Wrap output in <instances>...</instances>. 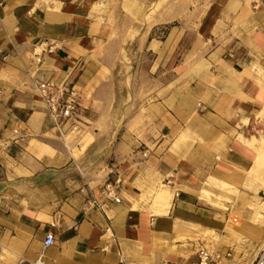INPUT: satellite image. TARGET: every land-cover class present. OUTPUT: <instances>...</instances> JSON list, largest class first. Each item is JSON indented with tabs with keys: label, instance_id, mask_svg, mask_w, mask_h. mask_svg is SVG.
<instances>
[{
	"label": "crops",
	"instance_id": "1",
	"mask_svg": "<svg viewBox=\"0 0 264 264\" xmlns=\"http://www.w3.org/2000/svg\"><path fill=\"white\" fill-rule=\"evenodd\" d=\"M196 4L207 7L192 19L197 33L181 36L162 85L135 112L124 109V72L135 65L123 52L141 40L143 18L156 28L174 21L167 13L140 0H0V248H12L13 264H35L49 232L57 244L44 264H192L199 244L183 240L212 232L216 248L240 244L227 219L242 207L224 211L202 194L242 191L264 150V0ZM39 81L79 92L78 141L60 137ZM131 120L145 129L130 130ZM165 187L171 208L156 216ZM246 223L241 239L259 246L260 228H235Z\"/></svg>",
	"mask_w": 264,
	"mask_h": 264
},
{
	"label": "rangeland",
	"instance_id": "2",
	"mask_svg": "<svg viewBox=\"0 0 264 264\" xmlns=\"http://www.w3.org/2000/svg\"><path fill=\"white\" fill-rule=\"evenodd\" d=\"M140 1L144 4L154 3L152 15H164L167 13L168 18L174 21L164 24L158 23L157 27L153 28L156 23L150 22V17L146 19L143 18L139 26L140 31L143 33L141 40L136 41L130 46L128 51L123 52L122 58L124 64L128 67H131L133 64L135 65V70L127 69L124 72L125 76L128 77V81L125 82L124 98L126 99V103L124 109L125 111L130 110L135 112L148 105L151 99L150 95L153 94L155 89H158L162 85L165 73L164 66L172 49L178 44L181 36L185 33L190 35L197 33L199 23L192 21V19L195 18L197 14H202L204 10L207 9V7L197 6V0ZM125 8L131 11V4L126 3ZM144 13L145 12L142 10L141 16H143ZM122 27L124 32H129V38H132L133 34H135L133 27L129 29V23H124ZM149 33L150 41L153 40L151 44L148 43L149 39L147 38ZM188 41L194 42V40L191 39ZM205 42L207 44L206 47L204 43L201 45L205 47L206 50L213 47L212 42L209 40H205ZM262 116L264 117V115ZM140 122V120H131L129 123L130 130L138 128L139 126H141L139 128L142 130L145 129ZM260 122H264V120L261 121L260 119ZM77 139H69V142L78 141ZM97 171H100L97 174L101 175L103 168H99ZM206 198L208 202L216 207L222 208L224 211H226L224 204L235 205L237 203V206L242 207L244 210V216L236 212H228L227 220L230 225H237L233 220H238L240 224L247 220L252 223L253 226L260 228L264 237V150L261 151L260 160L251 171L250 175H248V179L242 191L236 190L235 186L231 188L223 184L222 189L219 188L217 192L209 193ZM242 227L243 228L234 227L235 231H229V236L238 239L240 244L235 245L229 243L227 239H224V250L216 248V243L222 241V239L214 234H210L212 232L207 234L208 237L204 236V238H200L199 240H185L184 246L187 249H191L192 246L199 244L197 246V252L200 248H207L211 251H221L225 254L230 251L232 253V258L228 259L224 264H248L251 261L253 262L258 255L255 253L258 246H256V243L252 244V242L247 239H241L240 234L245 227H247V223ZM211 235H214V239L211 238ZM4 249H9V247H5ZM0 251L3 253L2 248H0ZM195 258L197 259L196 255ZM195 262L196 261L193 263Z\"/></svg>",
	"mask_w": 264,
	"mask_h": 264
},
{
	"label": "built area",
	"instance_id": "3",
	"mask_svg": "<svg viewBox=\"0 0 264 264\" xmlns=\"http://www.w3.org/2000/svg\"><path fill=\"white\" fill-rule=\"evenodd\" d=\"M36 64H42L41 54L34 53ZM37 93L40 100L45 105L47 115L54 122L60 137L66 141L69 139H77L83 135V116L80 106L81 97L75 87L56 81H39L36 84ZM16 135L20 132L16 131ZM143 156L148 157V152L144 151ZM172 185L171 181L166 182ZM108 196L112 197L113 191H107ZM179 197V194H176ZM116 203H120L119 198H115ZM238 224V220H234ZM56 234L49 232L43 243L42 255L35 264H44L43 256L45 252L56 246ZM196 262L193 264H223L226 260L232 258V253L228 251L226 254L221 251H211L207 248H200L196 254ZM252 264H264V247L258 253Z\"/></svg>",
	"mask_w": 264,
	"mask_h": 264
},
{
	"label": "bare ground",
	"instance_id": "4",
	"mask_svg": "<svg viewBox=\"0 0 264 264\" xmlns=\"http://www.w3.org/2000/svg\"><path fill=\"white\" fill-rule=\"evenodd\" d=\"M209 192L208 191H204L203 192V197H208ZM171 193L170 190L165 187L163 190H161L155 197V210L154 213L156 216H163V215H167L169 213V210L171 208ZM136 206V205H135ZM136 208V207H135ZM235 219V218H232ZM234 221V220H233ZM232 221V222H233ZM235 225H228V229L229 231H235ZM261 236V235H260ZM185 241V240H183ZM214 241V240H213ZM264 247V237L262 238L259 246L257 247L255 253H259ZM214 248V247H211ZM12 248L10 247L9 250L4 249L3 253L0 255V264H13L15 257L12 253ZM253 262H249L248 264H252Z\"/></svg>",
	"mask_w": 264,
	"mask_h": 264
}]
</instances>
